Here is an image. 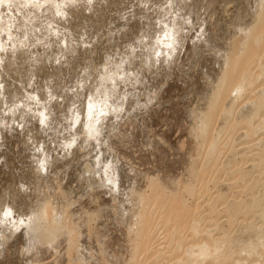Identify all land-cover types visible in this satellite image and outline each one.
Returning <instances> with one entry per match:
<instances>
[{
	"label": "bare ground",
	"instance_id": "6f19581e",
	"mask_svg": "<svg viewBox=\"0 0 264 264\" xmlns=\"http://www.w3.org/2000/svg\"><path fill=\"white\" fill-rule=\"evenodd\" d=\"M43 1L44 0H0V4H1L0 5V18H3V20L1 19L2 21L0 22V87L3 86L2 88H0V94L2 90H5L7 94H9V100L10 98L16 100L17 105L12 106L13 108L11 109V111L17 109L18 105H20V109L23 111L26 107L25 104L30 102L28 101L27 98H25L24 94L26 93L25 92L26 90L22 91V89L19 86V83L26 84L24 82V79L25 81H26V78L32 79L33 78L31 75L32 70L36 72L37 79H40L42 76L44 77V81H41L39 84L36 83V86L38 87H35L34 90L32 89L33 90L32 92L30 90V93H32L31 94L32 98L36 99L35 103L33 101L31 103L36 108L34 110H32L30 106L26 108L27 110L29 109L28 112H26L27 117L23 118L21 122L20 120L18 122H16V120L13 121V119L17 116V115L15 116L14 114L15 111L14 113L13 111L11 113L8 107L5 110H3V108H0V148L2 146V148L0 149V249L2 248L5 250L7 246H12L10 247L12 249L9 248L10 251L12 250L11 254L5 253L6 255L2 254V257H0L1 258L0 264H81V262L84 264H89L91 261H95L98 264H100V262L103 260L102 259L103 256L101 255L102 241L98 237H96L97 233L92 230L91 221H93V219H95L96 217H98V219L100 218L104 219L105 214H103L102 212L103 214L102 215L103 217H102L101 216L102 210H100V212H98V214L96 215H94L95 213H93L94 216L87 215L89 213L81 216L82 214H80L78 210L79 207H77V209L74 208L76 206L81 207V205L74 206V203H76L82 197L84 198V195L86 196L87 193L89 194V191L92 192V193L90 192L89 194L90 197L91 196L95 197L97 195H99L98 197H100V194L104 190L106 192V193L104 192L105 196L107 195V190H110L111 186H113V182L110 180L113 176L108 180V171H109L108 166H110L109 161H112V160H109V161L107 160L109 157L107 154V156L105 157L108 163L102 162L103 164L101 166L100 159L98 157L101 153L100 152L101 149L103 152L102 154H105L103 142L106 137L109 138V136L112 134L111 131H113L114 128H117L116 125L118 124V121H119L118 119L122 118L123 116L125 118V116H127L128 114L131 115V118H133L132 116L139 117L140 114L137 111V109L140 110L142 106L144 107L145 105L149 104V103L147 104L146 102L153 101V96L151 97L150 94L154 93L153 92L154 88L152 89L151 92H148V94H146V98H145V95L144 97H142L145 92L143 94L141 92L140 95L136 94V92H134V89H132L133 87L131 86L132 88H129L128 84H130L131 81L134 80V78L139 80V79H142L143 76L145 77V79L147 78L148 81L151 80V78H157V77L159 78L161 75L167 72L166 68L160 71V67L164 65L163 64L164 62L166 63L170 62V66H171V62L176 61L177 59L175 60V58L177 56L179 55L182 56L187 51V46L186 44L183 45L184 44L183 42L185 41L187 42L188 38L187 40L182 41V39L179 38L180 35L177 36L176 34H174L175 31H173V29L176 30V27L177 28L179 27L180 21L179 22L175 21L176 17H173L175 18V20L173 19L174 21L169 19L172 16H168L167 14L171 15V13L174 12L175 15L177 14L179 17L177 18V20H181L180 18H183L181 16L184 15L183 12L187 10L186 7L191 5L192 12L191 13L188 12V14L190 13L191 15L190 18L194 19L193 21H195L194 23L195 26H198V24L201 23L199 21H201L202 19L201 10L204 11L203 9L206 7L205 6L202 8V6L204 5L205 2L207 4L208 1L207 0L205 1L196 0L198 4L199 2L200 4L195 5L194 2L196 1L193 2V0H173L172 2L171 0H163L162 1L163 3L167 2L168 7L165 9L164 8L159 9L157 12V17H158V13L160 14L163 12L160 15V17H162V19H166L167 20L166 22L171 20L170 23H168V25L166 24V22H165V26L163 25L164 30L166 32L162 31V29L159 31L158 30L155 31V28L153 26L157 27V25L152 21V23L148 24V26L146 27L147 31H145L146 33L148 32L149 35L154 38V40L152 41L153 38L151 37H150L151 40L150 38L148 40L149 36H147V39L144 38L146 33L145 34L143 33L144 31L142 30V28L140 29L141 30L140 32L138 28L134 27L135 31L138 30L141 33V35L142 34L144 35L143 36L140 35L141 37L138 38L139 40L137 41L136 39L130 42L128 41L129 44L125 46H130L131 49L134 48L136 50L132 51L133 50L132 49L131 50L132 52H131L129 47H125L126 48L124 49L125 52L122 51L125 53L124 54V53H119L120 49L119 50L117 49L118 52L117 50L114 49V51H116V53H114L115 55L114 54L109 55L110 53H113V51L111 52V50L107 49L110 53L107 54L105 58H104V55L102 56L105 60L101 62L98 60L99 61L98 63L101 64L102 67L93 66L94 65L93 62L95 58H97L96 56L88 57V55H96L97 54L96 51L98 52L97 50L98 48L93 49V47L91 46L92 48L89 52L80 53V51L82 50V49L80 50L81 48L80 37L81 36L77 32H79V30L84 31V32L85 30H87L88 33L90 30L92 31L91 29L92 27L90 26L89 28L86 26V29L82 28L83 25H86L87 23L86 22L84 24L82 22V20L84 21V18H86V16L84 17L83 15L86 12H88L89 16L91 13H93L92 14L93 19L87 15L89 17L88 19L89 22L93 21L92 24L94 26H97L98 24H100V27L104 28V25L107 24V21L104 22V20H102V17L103 18L105 17L104 15H105L106 10L111 7V5H109V0H75L76 4H74L72 0L71 1L70 0H46L45 4L48 6L47 12L44 11ZM215 1L216 0H214L213 3ZM229 1L231 2V0ZM232 1H233V5H234V2L240 4L239 9L236 8L237 13L232 14V15L230 14L229 11H227L228 9H230L229 8L230 6L229 5L224 6L225 8H228L226 10L227 16H229V18L232 17V19L231 20H229V18L224 19L225 15H223L222 17L224 10L221 14V17L219 15V17L223 19V20L221 19L220 20L222 21L221 24L223 23L222 25L224 27V30H221L222 28L218 29L217 35H219V38L218 37L216 38H218L219 41H222L219 43V45L222 43L223 46L222 45L218 46V43H215V41L217 42L215 37L212 38L213 36L211 35L210 32H209L210 33L209 35L206 29L198 31L196 29H199V28H196V29L190 28L191 30H189L186 28L187 26L185 27L186 30L191 31V33H193L194 31L196 32L198 31L197 32L198 34L195 33L197 37L193 36L195 34H192V37H191V33L189 32L190 33L189 41L191 38L190 42L192 44L194 43V45L197 47V52L195 48L196 53L195 55L193 53L194 57L191 58L192 59L191 63L189 61H186L188 62L187 64L190 63V68H191L190 72L193 74L195 73L198 74L200 78L198 77V75L197 76L194 75V76L195 78L197 77L201 81V84H200L201 87L200 88L198 87L199 89L198 91L196 90V91H191V93L189 92L190 94L188 93L189 95H191L193 92L194 93L196 92V94H193L194 97L197 96L198 94V97H195V99L194 97H192L193 104L192 103L191 104L194 105V101L196 99H197V102H195L196 103L195 108H193L194 106L192 107L191 105L192 107L191 109H193L191 112H189L190 109L186 107V104L187 103L190 104L191 101L188 102L187 100L188 99L190 100L192 98L186 97L188 94L185 92L186 91L185 88L184 89L182 88L184 91L183 90L181 91L187 94L186 96L184 95L185 93L182 95L185 98H187L185 108H187V110L189 109V111L187 110L186 111L191 113L189 114L186 112L188 115H190V122L188 121L190 123V128H189L190 130L189 132L187 131L188 129L186 130L188 132L187 134H189L188 139L192 138L194 140L196 148L199 149L197 155L199 156V158L201 157V159L194 161L192 160L193 157L192 156L190 157L189 155L190 151L187 152L189 155L187 156L189 157V161L186 159V161L188 162V165L185 169V171L187 170L186 173L184 174V172H182L180 175L177 174L179 176H176V177L173 176V178H170L169 174L167 173L168 171L166 170L167 172L165 173L168 174L167 175L168 177L167 179L165 178L164 180L162 178L159 179L158 178L159 175L157 174L156 175L158 177L155 175H151V176L147 175L148 176L147 177L146 174H144L145 172L144 173L141 172V174L143 173V175L146 176V178L143 175L141 177L139 176L141 180L138 181L139 178L136 176H133L134 174L133 172H135V170L130 171L128 168L129 166H131V164L128 163L129 164L128 165L126 163L127 164L126 166H128L127 171H126L125 166H121L122 164L121 162L120 164H118L120 165L118 166L120 168H117L116 169L117 171L121 169V167H123V169H125L124 171L125 174H130L128 173L129 171L133 173L131 178H134V177L135 178L130 180V177H125L127 175H124V173L120 172L119 174L121 175V179H123L122 176L125 178L123 184H126V185L133 184V185L130 187V189H127V190L115 189V190H119V194H116L113 196L114 197L113 200L115 201L116 206L118 207L116 211L117 210L119 211V213L118 212L117 213L119 214L120 219L124 221L122 223L120 222L121 220L118 222H120L119 223L120 225L121 224L122 226L124 225L127 235L131 237L130 239L131 245H130L129 250L127 249V258L117 257V259L115 258L116 262L123 259L125 261L124 264H158V263L166 264L168 260H170L171 258H174V256L177 254L178 251L184 252L186 253V255L184 256V258L180 259V263L178 262L176 264H204V263L205 264H251L253 261H255V259L257 260V258L261 256H262L261 258L264 259V229L256 225L254 221H251L249 223H246L245 221H243V219H246L247 212H249L248 210L247 212H244V211L242 212V209L246 207L244 203L231 202L225 208V211H227L228 214H230V216L233 215V217L237 216L240 212H242L243 216H244V213L246 214L245 218H242L241 223L237 221L239 220L237 219V217H236L237 220L233 218L235 220V225H236V231H235L236 233H234L233 236L230 235V232L223 231L218 236L219 238L215 239L214 238L215 235L207 231V234L204 240V238L200 236V233L202 232L201 225L203 224V221L207 217L204 216L206 218H203L201 216V213L203 212L202 210L201 212L196 213V211L199 208L198 206H199L200 201L198 202V200L200 199V195L210 190L209 185L211 183V180L214 179V177L216 176V164L218 163L217 161L218 158H216V155L221 148L220 146L222 143L221 142L222 138L223 140L225 138H228L229 143L225 142L226 144L228 143L227 145L225 144L228 148H230L231 143L235 139L233 137L234 134L233 136L229 137V134L231 133L228 132V128L230 127L233 128L235 127V125L238 126V124L244 126L243 128L240 127V129L241 128L243 130L246 129V131L244 130L245 133L238 135L237 138H241L245 136L249 140H252L251 138L252 133L258 129L260 130L259 132L261 134L262 132L264 134V126H263L264 121L262 122V120H260L261 123L259 122L260 123L258 124L259 126L254 127L253 125L255 124L254 117L258 118V116H261V117L264 116V93H263L264 90L261 91L262 93L260 97H258L253 102H251V104L249 103L245 105L244 107H242V109H239L236 114H235L236 111H234V107H233V103H235L237 100L241 98L243 99L244 98L243 96L246 97L247 93L253 90V88L255 87L256 81L259 80V77L264 76V66H263V62H264V0H254L255 3H252L251 2L252 0H250V3L249 2L244 3L242 0H237L238 2L236 0H232ZM31 2H33L34 5L31 4ZM218 2L219 1H217V3ZM106 3H108L107 4L108 6L105 7ZM210 3H209V6H212L213 3L212 5ZM224 3H225V0H224ZM226 3L228 4V2ZM138 4H139L138 2L137 3L135 2V5H138ZM222 4L223 3L220 4V7L221 9L222 8L224 9V7H222L223 6ZM58 5L62 6V8L68 9L67 11L69 13V17L66 14L63 15L62 14L63 12L61 13L60 9L58 10ZM76 5H77V8H76ZM194 5L195 7H193ZM233 5H231V8L233 7ZM154 6L158 7L156 4H154ZM179 6L181 7V9H183L182 10L183 12H181L180 11L181 9L179 10V8L177 11V7ZM217 6L218 4L216 5V7ZM135 7H134V10L137 9V7L136 8ZM151 7H153V4ZM36 8L38 10H35ZM79 8L83 9L84 11L82 10L80 11ZM208 10L209 11L211 10L210 13L212 12V8ZM217 10L219 9H213V12L216 11L217 13L218 12ZM234 10L232 9V12ZM148 12H145V15ZM47 13L52 16L56 14L57 17H53L51 19L49 18V15ZM220 13L221 12H219L218 14ZM5 14L7 15L5 16ZM212 14L213 13H211L210 18L214 16ZM28 15L32 19L26 18ZM44 16H46L47 19H50L47 22L45 21L46 23L43 21ZM208 20L210 19L208 18ZM213 21L215 20L213 19ZM52 22H54V24ZM114 22H117V21H114ZM48 23L50 25H54V27H56L57 30L60 31L61 33L64 34L65 32L66 34L65 36L66 38H63L62 36H60L62 40L58 39L60 42L65 43L63 45V48L60 47L62 45H59L62 43H60L59 41H56V37L54 36L56 32L52 31L53 29H48L49 31H52V33L49 34L48 37L45 36L47 37L46 41L52 43L53 48H56L58 50V53L64 52L68 54L66 51L67 50L69 51V54L71 57L70 58L71 64L66 65V63H64L62 66L63 69L62 68L60 69L58 67L59 65L58 66L53 65L51 61H48L49 58L46 56L44 57L43 55L38 56L40 57L39 61L36 60L37 57L35 60H31V58H29L30 56L28 57V55H26V52L28 49L26 50L24 49V47H29L30 44L35 43L34 40H32V38L30 39L31 34L27 35L26 33L23 32L24 29L27 27L29 28V30L31 29L32 31L33 28H38L39 25H42V24L46 25L44 27H48L49 26V25L47 26ZM190 23H192V21ZM209 23L211 25L213 22L211 23V20H210ZM218 23L220 22L217 21L216 23H213L212 26H214V24L217 25ZM221 24L219 25V28ZM112 26H113V23H111V28ZM97 27L96 28L94 27V28L97 29ZM217 28L218 27H216V29ZM207 29H208V26H207ZM192 30L194 31L192 32ZM157 31L160 32L159 37L157 33L156 34L154 33ZM181 31L184 32V30H181ZM218 31L222 32V34L220 32H219L220 34H218ZM93 32L95 34V31ZM225 32H228V33L225 34ZM214 33L216 34V31H214ZM59 35H57V37ZM36 36H37V33H36ZM225 36H227L226 39H225ZM67 37L69 38L68 41H67L68 39ZM121 37L118 40V43H123L124 39L122 40ZM164 37L165 38L168 37V38L165 41H163ZM96 38H98V36ZM58 45L60 48L58 47ZM154 45H156V47ZM189 45L190 44H188V46ZM183 46H185L186 49H184L185 47ZM99 47H102V45ZM112 47L111 49L113 50ZM77 49L80 50L79 53L77 52L78 51ZM122 49L123 47L121 48V50ZM107 50L106 52H108ZM64 53L62 55H65ZM17 56H19L20 59H14L15 57L18 58ZM26 58L28 59L25 61H31V63L29 62L31 64V67H29L28 65L25 66L26 64L25 62L22 64H19L21 59H26ZM103 58H101V60ZM77 60H79V64L75 63ZM108 61L110 62L109 64H108ZM150 61H152L153 65L155 64L157 65L156 70H159V71L158 72L156 71L157 72L156 74L153 72L151 66L150 68L145 69L146 66H148L147 62H150ZM98 63H96L95 65H97ZM116 63H118V65ZM181 63H184V62H181ZM83 64H93L92 67L94 68H91V69L89 68L87 69L85 73H83L85 71ZM107 65H109L110 67H107ZM123 65L124 66L126 65V68H125L126 71L125 70L122 71V69H121V72H119L120 70L117 71L119 68H123ZM73 66H76V67H73ZM87 66L88 65H86L85 68H87ZM32 67L35 69L31 70ZM173 67H176V66H173ZM82 69H83V72H82ZM110 69H111V72L114 70L117 71L116 74L110 73L109 72ZM41 70H44V72L41 73ZM37 71L38 72L40 71V72L38 73ZM178 71L180 70L178 69ZM180 72L182 74V71ZM19 74L23 75V77L19 78L18 77ZM61 74H64L63 75L64 79L61 77ZM152 74H154V76ZM187 74H189V72ZM47 78H50V81H53L54 85L51 86L50 84L51 82L49 83L50 85H47L46 84ZM118 81H123L122 83H125V82L127 83V84L125 83L126 86L123 87L126 90H123V88L122 90H120L119 88L120 91H115V90H118V86L114 87L115 86L114 84ZM112 82L114 86H109L110 83ZM154 82L156 81L154 80ZM177 82L178 80H176L175 83L179 87L178 85L179 83L177 84ZM67 83L70 85H74L75 88L74 89L70 88L69 93L65 95L63 94V96L61 95V93H59L61 95V97L59 96L61 98L60 102H58L54 98H53L54 101L47 100L50 97L52 98L54 91L56 89L61 90L63 85ZM158 83H159V80H158ZM192 83L195 84L193 80H192ZM121 84L118 83V85H121ZM174 84L172 83L173 87H174ZM186 84L187 83L185 84L183 83L182 86L184 87L185 85L186 87ZM138 85L141 87L142 84L140 83ZM196 85H198V83H196ZM143 86L146 89L145 84L142 85V88ZM155 86H158V85H155ZM191 86H194V85H191ZM64 87L69 88L67 86H64ZM190 88L191 87L189 86V90H191L193 87L191 89ZM26 89H28V87ZM148 89L150 91L151 88L147 86L146 91H148ZM166 89L168 88L166 87ZM165 90L163 93H165ZM173 94H176V92ZM170 95L171 94L169 93V95L167 96H170ZM105 98L106 100L109 99L108 101H106L108 102V104H106V102L104 101ZM155 99H154V102H155ZM180 100L181 99H179V102ZM140 101L142 102V104L140 103L141 105H138V107H136L135 103L137 104ZM183 102H185L184 99H183ZM144 103L146 104L144 105ZM180 103H182V101ZM151 104H154V103H151ZM151 104L149 105L151 106ZM182 104H181V107H182ZM1 105L2 104H0V106ZM148 106L147 108L150 107ZM166 106H170V105H166ZM163 107H162V110H164ZM141 110H144V109H141ZM141 110H140V113H141ZM162 110H160L161 111L160 114L163 113ZM182 111H180V116H181ZM169 113L171 112L169 111ZM182 113L184 115L185 112H182ZM155 114L157 113L155 112ZM165 114L166 112L162 115V117ZM157 115H154V116H156L157 118ZM167 115L165 118L170 117L169 115L167 117ZM235 115L237 118H235ZM129 117L130 116H128V118ZM180 118L182 120V117H179V119ZM135 119H137V117ZM179 119H178L179 121L178 123H180L181 121ZM184 119H186V117ZM258 119H256V121ZM151 120H154V117ZM143 121H145V118ZM10 122H13L14 124H16L15 125L16 127L14 128L13 126H10L9 124ZM132 122H135L134 119L132 120ZM132 122H130L131 125H133ZM155 122H157V119ZM141 123L139 124L138 122V125L140 126ZM139 126H137V128ZM138 130L140 129L138 128L137 132ZM119 131L118 133L120 134L121 131L120 132ZM108 134L109 136H107ZM119 134L115 136L122 137V136H119ZM75 135L81 136V138H79L80 143H78L77 139H75ZM184 139L182 138L181 141H183ZM114 142H115V139H114ZM260 142L261 144L264 143V139L263 140L260 139ZM98 144H101V145H99L98 147ZM175 145H177V143ZM85 146L86 148H88L87 152L86 150H83V148L85 149ZM185 146L186 145H184V141H183V142H180V144H178V146H176L175 148H177L178 150L181 149L180 151L183 152V150L186 148ZM112 148L115 151L116 148L115 149L114 147ZM207 148H208V151H206ZM110 149H111V146H110ZM192 153L193 152H190V154ZM76 154H78L77 155L78 157L76 156L77 158H74ZM229 154H230V158L231 157L232 158L230 162L228 161V164L234 165L235 156L239 153L233 150L232 148ZM114 156L115 155H113V161L115 158ZM123 169L121 171H123ZM116 170L115 171L113 170V171L116 173ZM180 170H183V169H180ZM137 172L140 173V171H137ZM65 176L67 177V179L65 178L66 184L64 185V187L62 186L63 187L62 188L60 186V183H58L59 180L57 179V181H55V179L58 177L59 179H61V177H63L64 179ZM136 178H138V180ZM182 181H184V183H182ZM216 184H217L216 180H213L212 185L215 186ZM116 185L119 187L122 186V184L119 182ZM224 187L221 186L220 184L218 187V190L220 189L221 191H223ZM89 188H91V190H89ZM124 189H126V186ZM95 191L97 193H95ZM115 192L111 194H114ZM122 192L123 194H121ZM98 197H95V198H98ZM189 197L192 199L191 202L189 201L190 200ZM92 198L88 197V199H92ZM95 198L93 199L96 200ZM110 200L112 199L110 198ZM255 200H258V199H253L252 201H255ZM84 201H86V199H84ZM84 201L82 202L83 205H84ZM87 202L89 203V200ZM111 204H109L108 207H110ZM112 205H111V208H112ZM108 207H105L106 211L104 210V212H108L107 211L109 209ZM83 208L81 207V210ZM75 210L76 211L78 210V212L76 213ZM82 212L86 213L85 210ZM105 216H106V219H108L107 218L108 216H109V219L111 218L110 216L114 217L111 214L110 215L108 214ZM116 216L118 217L117 214ZM215 217L217 218V216ZM215 217L213 219H215L216 221L217 219ZM256 217L258 218L264 217V206H262L258 210V214H256ZM113 219L114 218H111L112 221ZM105 221L106 220H104V222ZM106 224H108V222ZM112 224L115 225V222L113 221ZM116 226L118 225H115V227ZM220 231H222V229H220ZM34 235H35V239L38 238L37 240H40L41 244L36 245L35 247L36 251H34L35 249L33 248L34 249L33 251L27 252L28 250L27 245H30V242L33 241ZM188 240H189V243L192 244V246L190 245L191 247L185 249V245L188 244ZM203 240L205 242H203ZM167 247H168V250H165V252L162 251L163 249ZM50 250H52L54 254H56V257H57V258L55 257L56 259L54 258L51 259L52 256H50L51 254ZM159 250H161L162 252L159 253ZM236 250L244 254L240 256L238 255L236 256L234 255ZM13 251H16L15 253L16 256L14 255L15 258H13V255H12V253H14ZM2 252L0 251V256ZM166 252H169L170 254L166 255ZM107 254L109 255V253ZM11 257L13 259H11ZM163 258H166L168 260L162 263L161 261L163 260ZM99 260L100 262H98Z\"/></svg>",
	"mask_w": 264,
	"mask_h": 264
},
{
	"label": "rangeland",
	"instance_id": "374dc122",
	"mask_svg": "<svg viewBox=\"0 0 264 264\" xmlns=\"http://www.w3.org/2000/svg\"><path fill=\"white\" fill-rule=\"evenodd\" d=\"M45 1V2H44ZM43 1V3H44V6H43V8H44V11H48V6L45 4L46 3V0H44ZM71 1V0H70ZM73 1V3L74 4H76V2H75V0H72ZM145 1V2H144ZM109 0V5H111V7L109 8V9H107L106 10V12H105V17L103 18L102 17V20H104V22H106L107 21V24L106 25H104V28L103 27H100V24H98L97 26H94L93 24H92V22L93 21H91V22H89V17L90 18H92V14L93 13H91L90 14V16L88 15V12H86L85 14H83V12H82V14L84 15V17L86 16V18H84V21L82 20V22L85 24L86 22V25H83V27L82 28H85L86 29V26L89 28V26L90 27H92L91 29H92V31L90 30L89 31V33H88V31L87 30H85V32L84 31H81V30H79V32H77L81 37H80V46H81V48H80V50L79 49H77L78 51V53H79V51H80V53L82 52H89L90 50H91V48L93 47V49H96V48H98L97 50H98V52L96 51V55H88V57L89 56H96L97 58H95V60H94V62H93V64H83V67H84V72H83V69H82V72L83 73H85L86 71H87V69H91V68H94V67H99V66H101L102 67V65L101 64H99L98 62L100 61H103V60H105L104 58H105V56L107 55V54H109L110 52L108 51V50H111V52L113 51V53H110L109 55H112V54H114V53H116V51H114V49L115 50H121V48L123 47V49L120 51L119 50V53H124L125 52V50L124 49H126L125 47H129V49H130V51L132 50V51H135L136 49H134V48H130V46H125V45H127V44H129V42L130 41H133V40H135L136 39V41L137 40H139L138 38H140L141 36H143L146 32L145 31H147V26H148V24H151L152 23V21L157 25V27L156 26H153L154 28H155V31L156 30H161L162 29V31H164V32H166L165 30H164V26H165V22L167 21L166 19H162V17H160V15L163 13H158V17H157V12H158V10L159 9H161V8H167L168 6H167V2H162L163 0H158V1H160V2H158V1H156V0ZM148 1H149V3H150V5L152 6V4H153V7H151L150 5H149V3H148ZM173 0H171V2H172ZM194 1H196V0H193V2ZM199 1V0H198ZM201 1V0H200ZM205 1V0H204ZM208 2H207V4H206V2L204 3V5L202 6V8L203 7H207L208 8V6H209V3L212 5V3H213V1L214 0H210V2H209V0H207ZM217 1H219L218 3H217ZM223 1V2H222ZM216 0L214 3H213V7H215V8H213L212 6H209V8L208 9H210V8H212V12L211 13H213L212 15H214V16H212V18H210L211 17V13H210V11L206 8H204L203 10L204 11H202L201 10V15H202V19H201V21H199V22H201V23H199L198 24V26H195V21H193L194 19L192 18H190L191 17V15H190V13L192 12V10H191V5L190 6H188V7H186V9L187 10H185L184 12L182 11L183 9H181V7L179 6V7H177V11H178V8H179V10L181 11V12H183V14L185 15V17H184V15H182L181 17H183V18H180L181 20H177V18H179L178 17V15L176 14L175 15V13L174 12H172L171 13V15L170 14H167L168 16H172V17H170L169 19H171V20H175V18H173V17H176V20L175 21H177V22H179L180 21V25H179V27H181V28H183V29H181V28H177L176 27V30L175 29H173V31H175L174 32V34H176L177 36H179L180 35V37L179 38H181L182 39V41H185V40H187V38H188V40H187V42L185 41V42H183L184 44L183 45H185L186 44V46H187V51L185 52V54H183L182 56L181 55H179V56H177L176 58H175V60L176 61H172L171 62V66H170V62L169 63H166V62H164L162 65L163 66H161L160 67V71L163 69L164 70V68H166V70H167V72H165V74H163V75H161L159 78L157 77V78H151V80H149L148 81V79L146 78L145 79V77L143 76L142 77V79H139V80H137L136 78H134V80H132V81H134V82H132L131 81V83L130 84H128V86H129V88H132V89H134V92H136V94H139L140 95V93L142 92V94H143V96L142 97H144V95H145V98H146V94H148V92H151L152 91V89L154 88V90H153V92L154 93H152V94H150L151 95V97L153 96V101H149V102H146L147 104L149 103V104H151V103H156L155 105L154 104H151V106L149 107L148 105H145L146 103H144V105L146 106H142L141 107V109H144V110H141V113H140V110L139 109H137V111L139 112V117L138 116H132L133 118H131V115H129L128 113V115L127 116H125V118H124V116L122 117V118H120V119H118L119 121H118V126L116 125V127L117 128H114L113 129V131L115 132V133H117V134H115L113 131H111V135L109 136V134L107 135V136H109V138L108 137H106L105 138V140H104V142H105V144H104V142H103V145H104V149H105V154H102L103 152H102V147L100 148L101 150H100V155H99V159H100V164H101V166H102V164L104 163V162H107L108 163V161L109 160H112V161H109V165L110 166H108V180L110 179L112 182H113V186H111V188H110V190H112L113 192H115V191H117V192H115L114 194H111V193H113L112 191H110V190H107V195L105 196V190L100 194V197H98L99 195H97V196H95V197H98V198H95L94 196H89V194H90V192L91 191H89V194L87 193V195L85 196L84 195V198L82 199H79L76 203H74V206L75 205H81V207L83 208V206H84V208L81 210V207L80 206H76V207H74L75 209H77V207H79V213L80 214H82L81 216H83V215H85V214H87V213H89V214H87V215H92V216H94V215H96V214H98V212H100V210H102L101 211V216L103 215V214H105V215H113L114 217H112V216H110L111 218H114L113 219V221L115 222V225H118V226H116L115 227V225H113L112 224V220H111V218L109 219V216L107 217L108 219H106V216L104 215V219L103 218H100V219H98V217H96L95 219H93V221H91V228H92V230L94 231V232H96L97 234H96V237H98L101 241H102V248H101V255L103 256V260L100 262V260L98 261V262H100V264H124L125 263V261L123 260V259H121L120 261H118V262H116V259H117V257L118 258H120V257H125V258H127V249L129 250V248H130V239H131V237L129 236V235H127V232H126V229L124 228V225L122 226V224L120 225L119 223L121 222H124L122 219H120V217H119V211L117 210L116 211V209L118 208L117 206H116V203H115V201L113 200L114 199V195H116V194H119V190H127V189H130V187L133 185V184H131V185H129V184H123V182H124V177L122 176V178L123 179H121V175L119 174L120 172L121 173H124V171H125V169H123V167H121V169H119L118 171L116 170L117 168H120V167H118V166H120V165H118V164H120V162L122 163L121 164V166H125L126 167V171H127V169L129 168V170L130 171H134L135 170V172H133V173H131V172H129L128 171V173H130V174H125L124 173V175H127V176H125V177H130V180L131 179H134V178H131L132 177V174H133V176H136V177H138L139 178V180H138V178H136L138 181H140L141 179H140V177L143 175V173L144 174H146V176L148 175V176H151V175H155V176H157V175H159V179L160 178H162L163 180L166 178L167 179V175L169 174V176H170V178H173V176H179L182 172H184V174L186 173V171H185V169H186V167H187V165H188V162L186 161V159L189 161V157H187V156H189L190 155V157L192 156L193 158H192V160H194V161H196V160H198V159H201V157L199 158V156L197 155L198 154V148H196V146H195V143H194V140L192 139V138H189L188 139V135L189 134H187L188 132H189V128H190V115H188L187 113H189V112H191L193 109H191L193 106V108H195V105H196V103L195 102H197V99L194 101V105H192L193 104V98L192 97H194V95L193 94H196V92L194 93H192L191 95H189L190 93H191V91H198L199 89H198V87L200 88L201 87V81H200V79H198L197 77L195 78V76H197L198 74H196L195 72V74H193V73H191L190 72V63H191V58L192 57H194V55H195V53L197 52V47L194 45V43L192 44L190 41H191V38H190V41H189V37H190V33H191V31H189V30H191V29H196V28H199V29H196V30H198V31H201V30H205L206 29V31H208V33L210 32L211 33V35L213 36H211L212 38H214L215 37V39L217 40V42L215 41V43H218V46H220V45H222V43L219 45V43L220 42H222V41H219L218 40V38H219V35H217V30L218 29H221V30H224V27H223V23L221 24V20H223L222 18H220L221 17V14H222V12H223V10H224V12H223V14H222V17H223V15H225V16H227V11H229L230 12V14L232 15V14H235V13H237V9L236 8H238L239 9V7H240V4H238V3H235L234 2V5H233V1L231 0V2L229 1V0H225V3H224V0ZM237 1V0H236ZM244 3L245 2H249L250 3V0H242ZM241 1V2H242ZM135 2L137 3H141L140 5L138 4V5H135ZM162 2V3H161ZM226 2H228V4L226 3ZM238 2V1H237ZM252 3H255L254 2V0H252L251 1ZM132 3H134V4H132ZM195 3V5H199L200 4V2H199V4H198V2L196 1V2H194ZM197 3V4H196ZM221 3H223L222 5V7H224L225 5H229L228 7L231 9H228V8H225L224 7V9L222 8L221 9V7H220V4ZM229 3H231V4H229ZM30 4V3H29ZM31 4H33L34 5V3L33 2H31ZM55 4H57V3H55ZM108 3H106L105 4V7L106 6H108L107 5ZM154 4H156L158 7H156V6H154ZM218 4V8L216 7V5ZM236 4H238V5H236ZM1 5V4H0ZM47 7H46V6ZM134 5V6H133ZM142 5V6H141ZM145 5H146V7H145ZM195 5L193 6V7H195ZM208 5V6H207ZM231 5H233V7L235 8V10H234V8L232 7L231 8ZM37 6V5H36ZM131 6V7H130ZM137 7V9H135L134 10V7ZM163 6V7H162ZM20 7V6H19ZM104 7V8H105ZM130 7V8H129ZM135 7V8H136ZM192 7V8H193ZM220 7V8H219ZM227 7V6H226ZM21 8V7H20ZM76 8H77V5H76ZM148 8V9H147ZM151 8V9H150ZM190 8V9H189ZM249 8V7H248ZM46 9V10H45ZM60 9V12L64 15V14H66V15H68V17H69V13H68V9L66 8H62V6H59L58 5V10ZM174 9H176V8H174ZM200 9H201V7H200ZM199 9V10H200ZM213 9H219V10H217L218 12L216 13V11H214L213 12ZM228 9V10H227ZM232 9L234 10L233 12H232ZM35 10H38L37 8L35 9ZM79 10L81 11H84L83 9H80L79 8ZM78 10V11H79ZM206 10V11H205ZM227 10V11H226ZM40 11V10H39ZM132 13H131V12ZM136 11V12H135ZM148 12V13H146V15H145V12ZM152 11V12H151ZM179 11V12H180ZM188 12H190L189 14H188ZM198 12H200V11H198ZM210 13V14H208V13ZM219 12H221L220 14H218ZM232 12V13H231ZM131 13V14H130ZM186 13V14H185ZM224 13H226V14H224ZM48 14V13H47ZM133 14V15H132ZM155 14V15H154ZM188 14V15H187ZM7 14H5V16H6ZM49 15V18H53V17H57V15L56 14H54L53 16L52 15H50V14H48ZM89 17H88V16ZM175 15V16H174ZM187 15V16H186ZM190 15V16H189ZM209 15V16H208ZM218 15V16H217ZM219 15H220V17H219ZM228 15H229V13H228ZM230 15V16H231ZM51 16V17H50ZM148 16V17H147ZM156 16V17H155ZM224 16V19L225 18H229V16H227V17H225ZM118 17H120V18H118ZM124 17H125V19H124ZM204 17V18H203ZM215 17V18H214ZM217 17V18H216ZM26 18H28V19H32L31 17H29V15L26 17ZM115 18H116V20H115ZM123 18V19H122ZM207 18V19H206ZM208 18L211 20V23L213 22V23H216L217 21L218 22H220V23H218L217 25L216 24H214V26H212L213 25V23L210 25V20H208ZM3 20V18H0V22ZM47 17L46 16H44V22L46 21H49L50 19H47ZM93 19V18H92ZM91 19V20H92ZM114 19V20H113ZM151 19V20H150ZM185 19V20H184ZM197 19V18H196ZM213 19L215 20V21H213ZM221 19V20H220ZM232 19V17H230L229 18V20H231ZM78 20H80V19H78ZM150 20V21H149ZM165 20V21H164ZM171 20H169L168 22H166V24L168 25V23H170V21ZM173 20V21H174ZM187 20V21H186ZM198 20H200V19H198ZM207 22H206V21ZM220 20V21H219ZM228 20V19H227ZM114 21H117V22H114ZM119 21V22H118ZM127 21V22H126ZM155 21H157V22H155ZM162 21V22H161ZM192 21V23H190V22ZM209 21V22H208ZM45 22V23H46ZM103 22V21H102ZM101 22V23H102ZM113 23V26H112V28H111V23ZM134 22H136V23H134ZM141 22V23H140ZM148 22V23H147ZM159 22V23H158ZM202 22H203V24H202ZM44 23V24H45ZM53 24H54V22H52ZM130 23V24H129ZM190 23V24H189ZM207 25H206V24ZM209 23V24H208ZM88 24V25H87ZM89 24H91V25H89ZM160 24V25H159ZM182 24V25H181ZM221 24V26H220V28H219V25ZM49 25V26H48ZM116 25V26H115ZM119 25V26H118ZM128 27H127V26ZM132 25V26H131ZM134 25V26H133ZM164 25V26H163ZM204 25V26H203ZM44 26H46V25H39V27L38 28H33V30L31 31V29L29 30V28H25L24 29V33H26L27 35H30L31 37H30V39L32 38V40H34V44H30L29 45V47H24V49L26 50V49H28L27 50V52H26V55H28V57L29 58H31V60H35L36 59V57H37V59L36 60H40V57H38V56H40V55H43L44 57L46 56V57H48L49 58V60L48 61H51V63L53 64V65H59L58 67L61 69L62 68V66H63V64L64 63H66V65H68V64H71V61H70V54H69V51L67 50L66 52L68 53V54H66V53H64V52H59L58 53V50L56 49V48H53V45H52V43H50V42H48V41H46V38L49 36V34H51L52 33V31H54V32H56L55 33V37H56V41H59L58 39H61L60 38V36H62L63 38H66L65 36H66V34H65V32H64V34L63 33H61L60 31H58L57 30V28L56 27H54V25H50L49 23L47 24V26L48 27H44ZM118 26V27H117ZM130 26V27H129ZM142 26V27H141ZM161 28H160V27ZM187 26V27H186ZM207 26H208V29H207ZM218 27L217 29H216V27ZM50 27H52V28H50ZM97 27V29H95V28ZM123 27V28H122ZM138 28V30H140L141 28H142V30L144 31L143 33L144 34H142L141 35V30H140V32L138 31V30H136L135 31V28ZM187 29H189V30H186V28ZM205 27V28H204ZM215 27V28H214ZM21 28V27H20ZM55 28V29H54ZM103 28V29H102ZM157 28V29H156ZM160 28V29H159ZM185 28V29H184ZM191 28V29H190ZM10 29V28H9ZM39 29V30H38ZM48 29H53L52 31H49ZM100 29V30H99ZM131 29H132V31H131ZM134 29V30H133ZM84 30V29H83ZM125 30V31H124ZM129 30V31H128ZM181 30H184V32L183 31H181ZM220 30V31H221ZM37 31V32H36ZM93 31H95V34H94V32ZM98 31V32H97ZM106 31V32H105ZM119 31V32H118ZM128 31V32H127ZM154 32L155 34L157 33L158 34V37L160 36L159 35V33L160 32ZM178 31V32H177ZM194 30H192V32H193ZM197 31V32H198ZM214 31H216V34L214 33ZM220 31H218V34H222V32H220ZM35 32V33H34ZM44 32V33H43ZM87 32V33H86ZM127 32V33H126ZM184 33V35H183V33ZM187 32V33H186ZM190 32V33H189ZM196 31H194L193 33H191V37H192V34H198ZM220 32V33H219ZM36 33H37V36H36ZM42 33H43V35H42ZM58 33V34H57ZM61 33V34H60ZM85 33V34H84ZM97 33V34H96ZM101 33V34H100ZM105 33V34H104ZM186 33V34H185ZM210 33H209V35H210ZM228 32H225V34H227ZM59 35L58 37H57V35ZM63 34V35H62ZM92 34V35H91ZM95 36H94V35ZM117 34V35H116ZM130 34H132V35H130ZM134 34V35H133ZM137 34V35H136ZM147 34V35H146ZM145 34V39H147V36H149L148 37V40H149V38L151 37L150 35H149V33L147 32ZM182 34V35H181ZM193 35V36H196L197 37V35ZM214 34V35H213ZM85 35H86V37H85ZM102 35V36H101ZM141 35V36H140ZM36 36V37H35ZM40 36V37H39ZM45 36H47V37H45ZM83 36V37H82ZM94 36V37H93ZM98 36V38H96ZM99 36H100V38H99ZM122 36V37H121ZM133 36H134V38H133ZM221 36V35H220ZM90 37V38H89ZM110 37V38H109ZM118 37V38H117ZM120 37L122 38V40H123V43H118V40L120 39ZM124 37V38H123ZM132 37V38H131ZM216 37H218V38H216ZM226 37L227 36H225V39H226ZM34 38V39H33ZM42 38V39H41ZM68 38V37H67ZM127 38V39H126ZM130 38V39H129ZM151 38H153V37H151ZM151 38H150V40H151ZM168 38V37H167ZM167 38H165L164 37V39H163V41H165ZM184 38V39H183ZM186 38V39H185ZM84 39V40H83ZM88 41H87V40ZM90 39V40H89ZM93 39H94V41H93ZM108 39V40H107ZM129 39V40H128ZM142 39V38H141ZM62 40V39H61ZM65 40V39H64ZM69 40V38L67 39V41ZM81 40H83V41H81ZM125 40H127V41H125ZM143 40V39H142ZM142 40H140V41H142ZM154 40V38L152 39V41ZM42 41H43V43H42ZM66 41V40H65ZM86 41V42H85ZM96 41V42H95ZM109 41V42H108ZM112 41V42H111ZM129 41V42H128ZM189 41V42H188ZM45 42V43H44ZM60 42V41H59ZM83 42V43H82ZM89 42V43H88ZM94 42V43H93ZM101 42V43H100ZM103 42V43H102ZM60 43H62V44H59V45H62V46H60V47H62L63 48V45L65 44L64 42H60ZM91 43V44H90ZM107 45H106V44ZM109 43H110V45H109ZM112 43V44H111ZM116 43V44H115ZM48 44V45H47ZM89 44V45H88ZM114 44V45H113ZM188 44H190L189 46H188ZM59 45H58V47H59ZM94 45V46H93ZM96 45V46H95ZM102 45V47H99V46H101ZM104 45V46H103ZM112 45H113V47H112ZM130 45H131V43H130ZM84 46V47H83ZM92 46V47H91ZM106 46V47H105ZM110 46V47H109ZM155 47H156V45H154ZM217 46V45H216ZM223 46V45H222ZM51 47V48H50ZM59 47V48H60ZM69 47H70V45H69ZM89 47H90V49H89ZM105 47V48H104ZM111 47L113 48V50L111 49ZM115 47V48H114ZM117 47H119V48H117ZM121 47V48H120ZM183 47H185V46H183ZM193 47V48H192ZM45 48V49H44ZM86 48V49H85ZM101 48H102V50H101ZM103 48H104V50H103ZM195 48H196V52H195ZM92 49V50H93ZM100 49V50H99ZM108 49V50H107ZM184 49H186V47L184 48ZM194 49V50H193ZM37 50H38V52H37ZM85 50V51H84ZM106 50L108 51V52H106ZM118 50H117V52H118ZM31 51V52H30ZM57 51V52H56ZM102 51H103V53H102ZM122 51H124V52H122ZM129 51V52H130ZM131 51V52H132ZM189 51H191V52H189ZM56 52V53H55ZM106 52V53H105ZM136 52H138V51H136ZM187 52H189V53H187ZM31 53V54H30ZM65 54V55H62V54ZM193 53H194V55H193ZM33 54V55H32ZM45 54V55H44ZM47 54V55H46ZM53 54H55V55H53ZM102 54V55H101ZM125 54V53H124ZM190 54V55H189ZM51 55V56H50ZM100 55V56H99ZM104 55V58L102 57ZM115 55V54H114ZM113 55V56H114ZM188 55H189V57H188ZM15 56V55H14ZM33 56V57H32ZM50 56V57H49ZM62 56V57H61ZM67 56V57H66ZM18 58H14V59H20V57L19 56H17ZM64 57V58H63ZM87 57V58H88ZM99 57V58H98ZM183 57V58H182ZM39 58V59H38ZM66 58V59H65ZM101 58H103L102 60H101ZM126 58H127V56H126ZM190 58V59H189ZM28 58H26V59H21L20 60V63L19 64H22V63H26L25 64V66H29V67H31V61H25V60H27ZM54 59V60H53ZM56 59V60H55ZM186 59V60H185ZM24 60V61H23ZM60 60H61V62H60ZM65 60V61H64ZM97 60V61H96ZM99 60V61H98ZM180 60V61H179ZM182 60V61H181ZM56 61V62H55ZM59 61V62H58ZM186 61H189L190 63L189 64H187L188 62H186ZM28 62V63H27ZM30 62V63H29ZM181 62H184V63H181ZM193 62V61H192ZM55 63V64H54ZM76 64H79V60H77L76 62H75ZM96 63H98L97 65H95ZM110 62L108 61V64H109ZM149 63V64H148ZM172 63H174V64H172ZM177 63V64H176ZM180 65H179V64ZM106 64H107V62H106ZM117 65H118V63H116ZM124 64V63H123ZM126 64V63H125ZM152 64V65H151ZM167 64V65H166ZM183 66H182V65ZM40 65V64H39ZM61 65V66H60ZM75 65V64H74ZM86 65H88L87 66V68H85V66ZM92 65L94 66V67H92ZM114 65H115V63H114ZM116 65V66H117ZM147 65L149 66H146V68L145 69H147V68H150V66H151V68H152V70H153V72L156 74L159 70H156L157 69V65L155 64V65H153V63H152V61H150V62H147ZM186 65V66H185ZM189 67H188V66ZM89 66H91V67H89ZM115 66V67H116ZM166 66H168V67H166ZM171 68H170V67ZM173 66H176V67H173ZM179 66V67H178ZM263 66H264V62H263ZM35 67V66H34ZM73 67H76V66H73ZM107 67H110L109 65H107ZM173 67V68H172ZM126 65L124 66L123 65V68H119L117 71H119V72H121V69H122V71H126ZM185 68V69H184ZM187 68V69H186ZM32 69H35V68H31V70ZM63 69V68H62ZM171 69V70H170ZM178 69L180 70V71H182V74H181V72L180 71H178ZM189 69V70H188ZM38 70V69H37ZM174 70V71H173ZM183 70H185V71H183ZM188 70V71H187ZM28 71V70H27ZM117 71H112L111 72V69L109 70V72L110 73H115L116 74V72ZM157 71V72H156ZM171 71V72H170ZM38 72V71H37ZM40 72V71H39ZM38 72V73H39ZM44 72V70H41V73H43ZM186 72V73H185ZM189 72V74H187ZM150 73V72H149ZM167 73V74H166ZM180 75H179V74ZM185 75H184V74ZM88 74H89V72H88ZM170 74V75H169ZM178 74V75H177ZM14 75V74H13ZM32 79H28V78H26V81H25V79H24V82L27 84H21V83H19V86H20V88L22 89V91H25L26 93L24 94L25 95V98H27L28 99V101H30V102H28V103H26L25 104V109L26 108H28L29 106H30V108H32V110H34L36 107L31 103L32 101L35 103L36 102V99H33L32 98V96H31V94L32 93H30V90H31V92L34 90V88L35 87H38V86H36V83H40L41 81H44V77L42 76L40 79H37L36 78V72L34 71V70H32ZM63 75L64 74H61V77L64 79V77H63ZM153 76H154V74H152ZM186 75H187V77H186ZM195 75V76H194ZM167 76V77H166ZM174 76V77H173ZM194 76V77H193ZM18 77L20 78H22L23 77V75H18ZM173 77V78H172ZM192 77V78H191ZM198 77L200 78V76L198 75ZM71 78V77H70ZM162 78V79H161ZM175 78V79H174ZM177 78V79H176ZM197 80H195V79ZM47 79H49V80H47ZM46 79V81H47V85H50L51 84V86L52 85H54V82L53 81H50V78H47ZM174 79V80H173ZM19 80V79H18ZM37 80V81H36ZM40 80V81H39ZM137 80V81H136ZM154 80L156 81V82H154ZM158 80H159V83H158ZM165 80V81H164ZM176 80H178V82H177V84L179 85V87L176 85V83H175V81ZM192 80H193V82H195V84H193L192 83ZM260 80V81H259ZM259 80L258 81H256V84H255V87L253 88V90H251L250 92H248L247 93V95H246V97L245 96H243L244 98L241 100V99H239V100H237L235 103H233V107H234V111H236L235 112V114L238 112V110L239 109H242V107H244L245 105H247V104H251V102H253L255 99H257L258 97H260V95H261V91L262 90H264V76H261V77H259ZM33 81V82H32ZM163 81V82H162ZM167 81V82H166ZM181 81V82H180ZM51 82V83H50ZM123 81H118V82H116L114 85H113V82L112 83H110V85L109 86H114V87H117L118 86V90H115V91H120V90H122V88L123 87H125L126 86V84L125 83H122ZM136 82V83H135ZM150 82V83H149ZM153 82H154V84H153ZM166 82V83H165ZM171 84H170V83ZM190 82H191V84H190ZM50 83V84H49ZM118 83H122L121 85H118ZM135 83V84H134ZM145 84V87H146V89L144 88V86H143V88H142V85H141V87L138 85V84ZM152 83V84H151ZM157 83V84H156ZM162 83V84H161ZM165 85H164V84ZM167 83H168V85H167ZM172 83L174 84V87H173V85H172ZM185 84V83H187L186 84V87H185V85H184V87L182 86V84ZM196 83H198V85H196ZM17 84V83H16ZM29 84V85H28ZM32 84V85H31ZM117 84V85H116ZM124 84V85H123ZM150 84V85H149ZM123 85V86H122ZM155 85H160L159 86V88H158V86H155ZM164 87H163V86ZM167 85V86H166ZM192 88H190L191 90H189V86ZM191 85H194L195 87H196V89H195V87L194 86H191ZM200 85V86H199ZM64 86H67V87H69V88H66V87H64ZM121 86V87H120ZM132 86V87H131ZM147 86H149L151 89H150V91H149V89H148V91H146L147 90ZM3 86H1L0 88H2ZM28 87V89H26ZM161 87V88H160ZM166 87L168 88V89H166ZM171 87V88H170ZM64 88H66V89H64ZM70 88H75L74 87V85H70V84H65V85H63V87H62V89L61 90H58V89H56L55 91H54V94H53V96H52V98L50 99H47L48 101H51V100H53L54 101V99L55 100H57L58 102H60V100H61V95L63 96V94L65 95V94H67V93H69V89ZM119 88H120V90H119ZM138 88V89H137ZM140 88V89H139ZM142 88V89H141ZM166 90H165V89ZM170 88V89H169ZM174 88V89H173ZM177 88V89H176ZM185 88V92L188 94L189 92V94L187 95L185 92V94L183 93V89ZM188 88V89H187ZM33 89V90H32ZM64 89V90H63ZM111 89V88H110ZM160 89V90H159ZM162 89V90H161ZM172 89V90H171ZM28 90V91H27ZM68 90V91H67ZM123 90H126L125 88H123ZM141 90V91H140ZM143 90H145V91H143ZM164 90H165V93H166V91H167V93L165 94V93H163L164 92ZM174 90V91H173ZM181 90H183V91H181ZM57 91V92H56ZM162 91V92H161ZM169 91V92H168ZM171 91V92H170ZM188 91V92H187ZM64 92V93H63ZM147 92V93H146ZM176 92V94H173V93H175ZM24 93V92H23ZM59 93H61V95L59 94ZM169 93L171 94L170 96H167V95H169ZM264 93V92H263ZM4 94V95H3ZM6 94V95H5ZM116 94H117V92H116ZM159 94V95H158ZM182 94H184L186 97H188V98H192V99H188L187 100V98H185ZM1 96H0V104H2L1 106H0V108H3V110H5L7 107L9 108V111L12 113V111H13V113H14V111H15V118L13 119V118H11V119H13V121H15L16 120V122H18L19 120H20V122L22 121V119L23 118H25V117H27V114H26V112H28V110L26 109H24L23 111L20 109V105H18L17 106V109H15V110H12L11 111V109L13 108L12 106H14V105H17L16 104V100L15 99H11L10 98V100H11V102H10V100H9V94H7V92L5 91V90H2L1 91V94H0ZM149 95V96H150ZM60 96V97H59ZM156 96V97H155ZM10 97H11V95H10ZM55 97H57V98H55ZM195 97H198V94H197V96H195ZM195 97H194V99H195ZM3 100H2V99ZM8 98V99H7ZM19 98H20V96H19ZM30 98V99H29ZM54 98V99H53ZM110 98H112V97H110ZM156 98V99H155ZM33 99V100H32ZM152 99V98H151ZM150 99V100H151ZM154 99H155V102H154ZM169 99V100H168ZM179 99H181L180 100V102L182 101V103L184 104V106H183V104L182 103H180L179 102ZM183 99L185 100V102H183ZM35 100V101H34ZM109 99H107L106 100V98H105V102L106 101H108ZM188 102H190V104L189 103H187L186 104V102L187 101ZM161 102V103H160ZM10 103V104H9ZM30 103V104H29ZM142 104V102L140 101V102H138L137 104L135 103V106L136 107H138V105H141ZM160 105H159V104ZM164 103H165V105H164ZM192 103V104H191ZM4 104V105H3ZM6 104V105H5ZM106 104H108V102H106ZM181 104H182V107H181ZM185 104H186V107H188L189 109H190V111H189V109L187 110V108H185ZM190 106H189V105ZM8 105H10V106H8ZM154 105V106H153ZM166 105H170V106H172V107H170V106H166ZM191 105H192V107H191ZM147 106L150 108V110H149V108H147ZM164 106V107H163ZM19 107V108H18ZM162 107H163V109L164 110H162ZM183 107H184V109H183ZM168 108V109H167ZM236 108V109H235ZM21 110V111H20ZM128 110H130V109H128ZM160 110H162L163 111V113L162 114H160L161 113V111ZM183 110V111H182ZM189 111V112H187V111ZM143 111H145V112H143ZM149 111V112H148ZM169 111L171 112V113H169ZM180 111H182V112H185L184 113V115H183V113L181 112V116H180ZM20 112V113H19ZM33 112V111H32ZM155 112L158 114H155ZM166 112V114L162 117V115L164 114ZM168 112V113H167ZM178 112V113H177ZM187 112V113H186ZM22 113V114H21ZM31 113V112H30ZM34 113V112H33ZM176 113V114H175ZM32 114V113H31ZM146 116H145V115ZM170 116V117H168V115ZM185 114H187V115H185ZM189 114H191V113H189ZM23 115V116H22ZM134 115V114H133ZM153 115V116H152ZM154 115H157V118H156V116H154ZM166 115H167V117L169 118H165L166 117ZM183 115V116H182ZM20 116V117H19ZM128 116H130L129 118H128ZM142 118H141V117ZM144 116V117H143ZM186 117V119H184L185 117ZM188 116V117H187ZM18 117V118H17ZM22 117V118H21ZM137 117V119H138V121H137V119H135ZM154 117V120H151L152 118ZM177 117H178V119H179V117H182V120H181V118L179 119V120H181L180 121V123H178L179 121H178V119H177ZM114 118V117H113ZM141 118V119H140ZM144 118H145V121H143L144 120ZM157 119V122H155L156 121V119ZM235 118H237L236 117V115H235ZM259 118V119H258ZM258 118L257 117H254V119H255V124H253L254 125V127H256V126H259L258 124H260L261 123V121L260 120H262V122L264 121L263 119H264V116H258ZM123 119V120H122ZM130 119H134V121L135 122H132V120H129ZM160 119V120H159ZM165 119V120H164ZM167 119V120H166ZM184 119V120H183ZM256 119H258L257 121H256ZM140 120V121H139ZM177 120V121H176ZM186 120V121H185ZM236 120V119H235ZM238 120V119H237ZM121 121V122H120ZM128 121H129V123L130 122H132V124L134 125H131V123L129 124L128 123ZM143 121V122H142ZM152 121H153V123H152ZM164 121V122H163ZM166 121V122H165ZM185 123H184V122ZM189 121V122H188ZM138 122H139V124L141 123V125L139 126L138 125ZM260 122V123H259ZM183 123V124H182ZM10 124V126H13L14 128L16 127L15 125L16 124H14L13 122H10L9 123ZM177 124V125H176ZM181 124V125H180ZM234 124V123H233ZM112 126H114V125H112ZM132 126V127H131ZM136 126V127H135ZM137 126H139L138 128L141 130H138V132H137ZM264 126V125H263ZM122 127V128H121ZM135 127V128H134ZM143 127V128H142ZM240 127H244V126H242V125H240V124H238V126L237 125H235V127H233V128H228V132H230L231 134H229V137L230 136H233V134H234V141L231 143V146H230V148H228L226 145L229 143L228 142V138H225L224 140H223V138H222V143H221V148H220V150L218 151V153H217V155H216V158H218L217 159V161H218V163L216 164V176L214 177V179H212L211 180V183H210V185H209V188H210V190L209 191H207V192H205V193H203V194H201L200 195V199L198 200V202H199V208H198V210L196 211V213L197 212H201V210L203 211L202 213H201V216L203 217V218H206L204 221H203V224L201 225V229H202V232L200 233V236H202L203 238H204V240H205V236H206V234H207V231L208 232H210L211 234L213 233L215 236H214V238L216 239V238H219L218 236L220 235V233H222L223 231L224 232H230V235H234V233H236L235 231H236V225H235V220H237V219H239V220H237L238 222H242L241 220H242V218H245V216H246V214L244 213V216H243V214H242V212L244 211V212H247V210L249 211V212H247V216H246V219H243V221H245L246 223H249V222H251V221H254L255 222V224L256 225H258L259 227H261V228H263L264 229V217H260V218H258V217H256V214H258V210L262 207V206H264V143H262L261 144V142H260V139L261 140H263L264 139V134H263V132H262V134L259 132L260 130L258 129V130H255L253 133H252V136H251V138H252V140H249L247 137H245V136H243V137H241V138H237L238 137V135H241V134H243V133H245V131H246V129H240ZM124 128V129H123ZM133 128V129H132ZM137 128V129H136ZM143 130H142V129ZM179 128H181V129H179ZM121 129V130H120ZM188 129V130H187ZM121 132H120V131ZM124 130V131H123ZM181 130H182V132H181ZM188 132H187V131ZM118 131L120 132V134L118 133ZM141 133H140V132ZM244 131V132H243ZM106 132V131H105ZM140 133V134H139ZM258 133H260V134H258ZM119 134V136H122V137H118V136H115V135H118ZM187 134V135H186ZM124 135V136H123ZM185 135H186V137H185ZM259 135V136H258ZM113 136V137H112ZM124 137V138H123ZM79 138H81V136H77V135H75V139H77V142L78 143H80V139ZM108 138V139H107ZM112 138V139H111ZM115 139V142H114V139ZM182 138L184 139H186V141H185V139L183 140L184 141V145H186L185 147V149L183 150V152L182 151H180V150H178L177 148H175L176 146H178V144H180V142H183V141H181L182 140ZM107 139V140H106ZM111 139V140H110ZM178 139V140H177ZM110 140V141H109ZM189 140V141H188ZM106 141H108V142H106ZM113 141V142H112ZM225 142H228L227 144L225 143ZM177 143V145H175ZM226 144V145H225ZM99 145H101V144H98V147H99ZM260 145H262V146H260ZM18 146V145H17ZM110 146H111V149H110ZM109 147V148H108ZM112 147H114V149H115V151L113 150V148ZM210 147V146H209ZM1 148H2V146H1ZM0 148V149H1ZM19 148V147H18ZM233 148V150H235V151H237L239 154H237L236 156H235V163H234V165H230V164H228V161L230 162V160H231V158H230V150ZM83 150H86V152L88 151V148H86V146H85V149L83 148ZM110 151H112V152H110ZM193 152L192 154H190V152ZM206 151H208V148H207V150ZM81 152V151H80ZM85 152V151H84ZM85 152V153H86ZM111 153V154H109V153ZM115 152V153H114ZM187 152H189V155H188V153ZM224 153V154H223ZM107 154H108V161H106V157L105 156H107ZM115 155L114 157L116 158H114V161H113V155ZM78 154H76L75 155V157L74 158H77L78 156H77ZM103 155H104V157H103ZM77 156V157H76ZM100 156H101V158H100ZM182 157V158H181ZM118 158H119V160H118ZM104 159V160H103ZM120 160H122V161H120ZM216 161V162H217ZM103 162V163H102ZM113 162V163H112ZM124 162H125V164H124ZM129 163V164H131V166H126L127 164ZM185 163H186V165H185ZM117 164V165H116ZM124 164V165H123ZM128 164V165H129ZM115 165V166H114ZM111 166H113V167H111ZM214 166V165H213ZM74 167V166H73ZM128 167V168H127ZM102 168V167H101ZM115 168V169H114ZM134 168H136V169H138V170H136V169H134ZM179 168V169H178ZM112 169V170H111ZM123 169V171H121ZM131 169H133V170H131ZM174 169V170H173ZM180 169H183V170H180ZM116 170V173L114 172V171ZM160 170V171H159ZM168 172H167V171ZM170 170V171H169ZM137 171H140V173L139 172H137ZM236 171H237V173H236ZM109 172H111V173H109ZM116 174H114V173ZM118 172V173H117ZM136 172H137V174H136ZM141 172H143L142 174H141ZM154 172V173H153ZM157 172V173H156ZM160 172V173H159ZM163 174H162V173ZM165 172H167V173H165ZM172 173H173V175H172ZM111 174V175H110ZM112 174H114V175H112ZM139 174V175H138ZM157 174V175H156ZM177 174H179V175H177ZM117 175H118V177H117ZM128 175H130V176H128ZM138 175V176H137ZM67 176V175H66ZM64 177V179H63V177H61V179H59V177L58 178H56L55 179V181H57V179L60 181H58V183H60V186L62 187H64V185L66 184L65 182H66V179H67V177ZM110 176V177H109ZM116 176V177H115ZM140 176V177H139ZM144 176V175H143ZM146 176H144L145 178H146ZM147 176V177H148ZM161 176V177H160ZM120 177V178H119ZM174 177V178H175ZM66 178V179H65ZM99 178V177H98ZM118 178V179H117ZM143 178V177H142ZM112 179H114V180H112ZM120 179V180H119ZM135 179V180H136ZM242 179V180H241ZM116 180H117V182H116ZM123 180V181H122ZM144 180V179H143ZM213 180H216V182H217V184L215 185V186H213L212 185V182H213ZM110 181V182H111ZM133 181V180H132ZM145 181V180H144ZM121 183L122 184V188L121 187H119V186H117L116 184L117 183ZM182 183H184V181H182ZM221 184V186H223L224 187V185H225V187H224V189H223V191H221L220 189L218 190V187H219V185ZM112 185V184H111ZM115 185V186H114ZM117 186V187H116ZM125 186H126V189H124L125 188ZM62 187V188H63ZM128 187V188H127ZM115 189H119V190H115ZM89 190H91V188H89ZM98 191V190H97ZM100 191V190H99ZM109 191V192H108ZM105 192V193H104ZM126 192V191H125ZM124 192V193H125ZM85 193H86V191H85ZM92 193V192H91ZM95 193H97L96 191H95ZM210 193H212V194H210ZM98 194H99V192H98ZM110 194H111V196H110ZM121 194H123V192L121 193ZM105 198H104V197ZM226 196V197H225ZM88 197L89 198H95L96 200H94L93 198L92 199H88ZM103 197V198H102ZM113 197V198H112ZM109 198V199H108ZM110 198L112 199V200H110ZM190 198V197H189ZM84 199H86V201H84ZM100 199V200H99ZM103 199V200H102ZM107 199H108V201H107ZM253 199H258V200H255V201H252ZM84 201V205H83V201ZM89 200V203L87 202ZM90 200H92V201H90ZM93 200H94V202H93ZM102 200V201H101ZM105 201H106V203H105ZM190 202L192 201V199L190 198V200H189ZM108 202V203H107ZM231 202H238V203H244V205H246V207H244L243 209H242V212H240L238 215H240V216H235V217H233V215L232 216H230V214H228V212L227 211H225V208H226V206L229 204V203H231ZM103 203V204H102ZM114 204V205H112V204ZM108 204V205H107ZM109 204H111L112 205V208H111V205H110V207H108L109 206ZM104 207V208H103ZM105 207H108V208H106V209H108L107 211L109 212V210H110V208H111V210H110V212H112V210H113V212L112 213H108V212H104V210H105ZM116 207V208H115ZM215 207V208H214ZM73 208V207H72ZM210 209V210H209ZM78 210L76 211V213L78 212ZM80 210H81V212H80ZM86 211V213L84 212H82V211ZM106 211V210H105ZM210 211H212V212H210ZM223 211V212H222ZM97 212V213H96ZM102 212H103V214H102ZM118 212V213H117ZM210 212V213H209ZM225 212V213H224ZM92 213V214H91ZM93 213H95L94 215H93ZM106 213H108V214H106ZM227 213V214H226ZM100 214V213H99ZM116 214L118 215V217L116 216ZM215 214H217V215H215ZM217 216V218L215 217V216ZM228 215H229V217H231V218H229L228 217ZM249 215V216H248ZM200 216V217H201ZM204 216H206V217H204ZM103 217V216H102ZM117 217V218H116ZM216 218L217 220L215 221V219H213V218ZM219 217V218H218ZM236 217H237V219H236ZM239 217V218H238ZM115 218H116V220H115ZM235 220H234V219ZM229 219V220H228ZM104 220H106L105 222H104ZM110 220V221H109ZM121 220V221H120ZM112 221V222H111ZM118 221H120V222H118ZM236 221V222H237ZM108 222V224H106ZM237 222V223H238ZM124 224V223H123ZM218 228H220V229H222V231H220V229H218ZM213 231V232H212ZM35 235H34V237H33V241L32 242H30V245H27L28 246V250H27V252H31V251H33L34 249H35V247H36V245H39V244H41L40 243V240H37L38 238H36L35 240ZM203 240V242H205ZM37 241V242H36ZM29 244V243H28ZM33 247H32V246ZM192 246V244L191 243H189V240H188V244H186L185 245V249H187V248H189V247H191ZM163 246V245H162ZM10 247H12V246H7L6 247V249L4 250V249H0V251L2 252L3 250V252L1 253V256L0 257H2V254H11V252H12V250L10 251L9 250V248ZM31 247V248H30ZM34 248V249H33ZM10 249H12V248H10ZM32 249V250H31ZM25 250H26V248H25ZM165 250H168V247L167 248H165V249H163L162 251H164L165 252ZM9 251V252H8ZM34 251H36V249L34 250ZM51 251V254H50V256H52L51 257V259L52 258H54V259H56L57 257H56V254H54V252L52 251V250H50ZM161 250H159V253L160 252H162ZM14 253H12V255H13V258H15V256H16V251H13ZM105 253V254H104ZM107 253H109V255L107 254ZM111 253V254H110ZM5 254V255H6ZM158 254V253H157ZM170 253L169 252H166V255H169ZM244 253H240L239 251H235V253H234V255H238V256H240V255H243ZM258 254H260V253H258ZM15 255V256H14ZM110 255H112V256H110ZM123 255V256H122ZM186 255V253H184V252H177V254L174 256V258H171L170 260H168V259H166V258H163V260L161 261L162 263H164V261H167L166 262V264H176V263H180V259L181 258H184V256ZM4 256V255H3ZM104 256H106V257H104ZM109 256V257H108ZM56 257V258H55ZM112 257H114V258H112ZM262 257V256H261ZM261 257H259V258H257V260L255 259V261H253L251 264H264V259H262ZM12 257H11V259H13ZM108 260H106V259ZM109 258H111V259H109ZM116 258V259H115ZM105 259V260H104ZM165 259V260H164ZM237 259V258H236ZM0 260H1V258H0ZM94 262V263H93ZM96 264L97 262H95V261H91L89 264ZM81 264H84V263H82L81 262ZM98 264V263H97ZM158 264H161V263H158ZM205 264V263H204Z\"/></svg>",
	"mask_w": 264,
	"mask_h": 264
}]
</instances>
